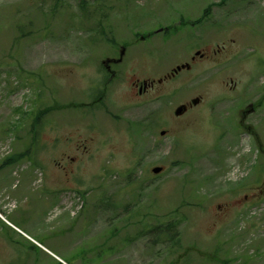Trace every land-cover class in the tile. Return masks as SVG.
I'll return each instance as SVG.
<instances>
[{
	"label": "rangeland",
	"instance_id": "1",
	"mask_svg": "<svg viewBox=\"0 0 264 264\" xmlns=\"http://www.w3.org/2000/svg\"><path fill=\"white\" fill-rule=\"evenodd\" d=\"M87 1L86 19L80 0H0V164L29 142L22 115L52 109L36 163L0 168V264H264V0ZM197 49L154 93L131 87Z\"/></svg>",
	"mask_w": 264,
	"mask_h": 264
},
{
	"label": "trees",
	"instance_id": "2",
	"mask_svg": "<svg viewBox=\"0 0 264 264\" xmlns=\"http://www.w3.org/2000/svg\"><path fill=\"white\" fill-rule=\"evenodd\" d=\"M58 1V0H57ZM79 6L82 10V14L83 16L86 17V19L89 17V12H91V3H89L87 0H80L79 2ZM58 8V5L57 3L55 4V6L51 9L52 11H50V14L49 16H54L55 13L57 12ZM209 11H207L208 13ZM46 15V14H45ZM48 20H49V17L46 19V23H48ZM30 24L32 25L33 24V21L30 22ZM23 27L22 25H19L18 26V32H19V36H23L24 35V32H23ZM59 108H62L63 106L62 105H58ZM49 109H46V112L48 111ZM18 112H21L22 110L21 109H18L17 110ZM39 110L37 109L36 111H31V112H27L25 114H23L22 116H25L24 117V120H25V123L27 125L30 126V137L28 138L29 139V142L28 144L25 146V148L23 150H17L15 151L14 153L10 154V155H7L6 157H4V159L2 160V163L0 165V168H4V167H7V166H11L13 164H17L25 159L27 160H30L32 161L34 164L36 163L35 162V158H34V155H35V152H34V147L37 143V140H38V135H39V132H40V120L42 118V115H43V112H38ZM27 116H30L31 117V120L30 122H28L29 118ZM23 120V117L21 119V121H19V124L22 122ZM177 226L175 224V221H169L168 223L166 224H158V225H155L154 228L155 229H161L163 230L166 234L173 231V237L171 236L170 240L172 241L174 239V236L176 235V231L173 227ZM38 248L36 245H33V248ZM58 264H62L60 262H58Z\"/></svg>",
	"mask_w": 264,
	"mask_h": 264
},
{
	"label": "flooded vegetation",
	"instance_id": "3",
	"mask_svg": "<svg viewBox=\"0 0 264 264\" xmlns=\"http://www.w3.org/2000/svg\"><path fill=\"white\" fill-rule=\"evenodd\" d=\"M123 48L126 49V47L120 45L118 49H116L111 56L106 57V59L102 61L101 71L103 75L104 85L99 87H94V92L96 93L94 98L98 101L102 100L105 95L108 96V89L114 81L116 80L120 81L121 79L125 78L124 76L120 77L123 73L122 67L127 64L124 63L126 53L124 54V57L120 58V52ZM195 59L196 57L193 60ZM134 76L135 74L129 77L131 79V87L135 89V93L137 95L143 96L149 94V92L154 93L156 86L164 81L169 80L172 75L167 73L163 75V77L160 78L153 77L151 80L144 79L142 77H134ZM95 99H93L92 102L96 101ZM188 108H190V106Z\"/></svg>",
	"mask_w": 264,
	"mask_h": 264
},
{
	"label": "water",
	"instance_id": "4",
	"mask_svg": "<svg viewBox=\"0 0 264 264\" xmlns=\"http://www.w3.org/2000/svg\"><path fill=\"white\" fill-rule=\"evenodd\" d=\"M196 101L197 100H194V103H196ZM186 109V107L185 106H180V107H178L177 108V110H176V115H180V114H182L183 112H184V110ZM162 133H164V132H162ZM162 171V168L161 167H154L153 168V172L154 173H159V172H161Z\"/></svg>",
	"mask_w": 264,
	"mask_h": 264
}]
</instances>
